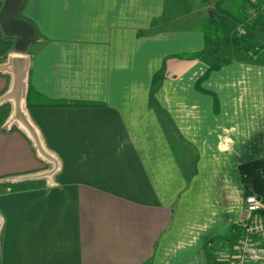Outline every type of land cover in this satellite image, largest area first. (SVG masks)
<instances>
[{"label": "crops", "instance_id": "crops-1", "mask_svg": "<svg viewBox=\"0 0 264 264\" xmlns=\"http://www.w3.org/2000/svg\"><path fill=\"white\" fill-rule=\"evenodd\" d=\"M239 1H189L217 20L220 39L205 48L198 25L166 28L177 19L166 0H23L18 17L39 33L26 51L31 86L47 100L96 105L26 112L61 168L46 186L0 194V264L235 262L245 197L264 202V27L240 38L251 32L243 16L264 3L250 0L238 17L229 5ZM14 39L0 26V96ZM48 164L8 118L0 182Z\"/></svg>", "mask_w": 264, "mask_h": 264}, {"label": "water", "instance_id": "water-1", "mask_svg": "<svg viewBox=\"0 0 264 264\" xmlns=\"http://www.w3.org/2000/svg\"><path fill=\"white\" fill-rule=\"evenodd\" d=\"M23 0H3L0 10V26L5 35L14 37V52L2 64L11 76L8 89L0 96V104L10 102V120L14 121L32 140L38 154L52 164L49 174L58 168V159L44 146L40 134L24 108L26 76L29 64L28 47L39 39L34 26L28 20L18 17ZM1 225V219H0Z\"/></svg>", "mask_w": 264, "mask_h": 264}, {"label": "trees", "instance_id": "trees-1", "mask_svg": "<svg viewBox=\"0 0 264 264\" xmlns=\"http://www.w3.org/2000/svg\"><path fill=\"white\" fill-rule=\"evenodd\" d=\"M250 3V0H241L240 5L241 7L246 6ZM254 1L252 4L254 5ZM256 6V7H254ZM254 14L255 17H252V20L248 22L247 18L243 16V21L248 24V27L251 29V32L247 33L246 35H240V38L243 41H246V39H253V29L257 25H261L264 27V11H261V4L254 5ZM22 6L20 8L18 16H20ZM258 10V12L256 11ZM242 17V16H241ZM200 31L203 33L204 38V47L206 48L207 45L212 41H217L220 39V30L217 23V20L212 15H209L206 20H204L200 26ZM39 35V33L37 32ZM41 38V37H40ZM178 56L181 57H189L191 59H196L200 56V52H194L190 54H180ZM31 58V57H30ZM232 61L231 57H226L223 59L218 60L215 64H212L208 67L206 72L196 81V89L204 91L201 89V83L208 77L210 72L212 70L220 68L222 65L228 64ZM30 67V66H29ZM27 82H26V90H25V99H24V108L26 112L34 106H94L95 103H70V102H64V101H52L47 100L42 95H40L38 92L34 90V88L31 86L29 82V69L27 73ZM164 76V69L163 67L158 69L152 76L151 79V93H153L160 85L162 78ZM47 100V101H46ZM218 110V100L214 99V111ZM11 112V104L9 102H3L0 105V129L3 127V124L6 120L9 118V114ZM47 149L52 152V150L46 146ZM41 171H38L36 173L29 174L27 177H25L22 180L19 181H13V182H0V194L10 191H19V190H26L31 189L35 187H43L48 185V179L55 178L58 176L60 168H61V162L59 163V167L57 170L49 174L50 172V165L48 164L47 168ZM234 231L233 240H236L240 231H241V225L240 226H234L232 227Z\"/></svg>", "mask_w": 264, "mask_h": 264}, {"label": "built area", "instance_id": "built-area-1", "mask_svg": "<svg viewBox=\"0 0 264 264\" xmlns=\"http://www.w3.org/2000/svg\"><path fill=\"white\" fill-rule=\"evenodd\" d=\"M246 216L236 239L233 264H264V202L254 194L245 197Z\"/></svg>", "mask_w": 264, "mask_h": 264}, {"label": "rangeland", "instance_id": "rangeland-1", "mask_svg": "<svg viewBox=\"0 0 264 264\" xmlns=\"http://www.w3.org/2000/svg\"><path fill=\"white\" fill-rule=\"evenodd\" d=\"M190 1V0H189ZM185 1L184 4H182V0H166V17H176L177 19L172 20L169 22L168 26L166 28L171 29H181V28H195L197 25L200 26V24L204 21L200 15L194 12L195 6L193 3ZM264 3V0H261ZM241 1L238 2L240 4ZM175 3V4H174ZM207 4V3H206ZM238 4H230L229 7L233 8V13H236V15H240L238 17H241L243 7L239 6ZM209 5V4H208ZM251 10V9H249ZM245 13L247 15H250L252 11L245 10ZM203 20V21H202ZM206 20V19H205ZM249 21H251V18H248ZM227 25V24H226ZM225 25V26H226ZM223 29H224V27ZM247 31H249L248 28H246ZM240 32V31H239ZM175 53V52H174ZM192 52L190 51H183V52H176L175 54H190ZM194 53V52H193ZM237 55V53H235Z\"/></svg>", "mask_w": 264, "mask_h": 264}]
</instances>
